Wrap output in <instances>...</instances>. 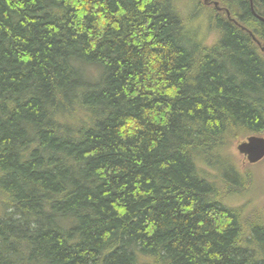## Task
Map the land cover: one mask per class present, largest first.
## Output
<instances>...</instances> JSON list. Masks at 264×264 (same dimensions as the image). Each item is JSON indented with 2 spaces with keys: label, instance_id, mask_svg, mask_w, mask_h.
<instances>
[{
  "label": "trees",
  "instance_id": "obj_1",
  "mask_svg": "<svg viewBox=\"0 0 264 264\" xmlns=\"http://www.w3.org/2000/svg\"><path fill=\"white\" fill-rule=\"evenodd\" d=\"M163 4L0 0V182L22 206L67 190L54 205L71 210L58 233L42 232L37 217L1 221L0 264H264V200L246 198L255 174L230 150L264 133V53L224 15L217 42L194 50L176 24L184 18ZM255 10L264 17L262 6ZM257 23L253 32L264 39ZM67 51L81 56L78 77ZM95 61L106 70L78 91ZM76 108L100 119L75 129L80 121L66 119ZM59 110L61 136L54 120L45 124ZM26 121L47 156L22 160ZM217 141L218 170L195 174L191 149L211 155ZM220 168L238 185L225 193L244 202L221 201ZM81 174L91 183L82 187L74 178ZM22 238H30L29 253ZM132 243L141 247L137 258Z\"/></svg>",
  "mask_w": 264,
  "mask_h": 264
},
{
  "label": "bare ground",
  "instance_id": "obj_2",
  "mask_svg": "<svg viewBox=\"0 0 264 264\" xmlns=\"http://www.w3.org/2000/svg\"><path fill=\"white\" fill-rule=\"evenodd\" d=\"M164 2L163 5L166 4L165 11L168 16H173L172 14H176L179 19L184 18V22H177L178 29L182 31L181 34H183V41L188 39V47H194V50L196 48H199L200 46H207L210 47L214 45L218 40V27L219 23L222 19V11L220 9L213 10L209 6L205 5L202 0L198 1L197 11L192 12L191 11L195 8V4L190 3L189 0H162ZM260 3V0H257ZM261 6L264 8L263 0H261ZM227 4H230L233 6V10L235 13H241L242 15L239 16V19H243V21L247 22L245 25L247 26V29H241L243 32H245L252 40L251 47L256 51L258 49L261 53L262 52V46H260L261 42L259 38L252 37V32L250 31L249 27L254 23L252 21V18L256 19L253 15L249 14L251 18H249L246 14L250 13V5L248 4L247 0H226ZM58 11V8H56ZM54 8H52V12H54ZM59 12V11H58ZM180 13V15L178 14ZM257 21V19H256ZM259 21V20H258ZM264 22V21H263ZM240 29V28H239ZM216 33V34H215ZM215 34V35H214ZM214 35V36H213ZM212 38H211V37ZM216 36V37H215ZM264 37V35H262ZM211 40L209 41V39ZM185 45V44H184ZM67 56V62L71 66V72L70 74L72 76H77L79 74L78 66L75 64L77 62V59H81V56H77L74 53H71L69 51L65 54ZM195 55L198 56L199 53L195 52ZM257 58L262 63L263 60L260 57V55L256 54ZM84 62V61H82ZM100 61H95V64L93 65L94 69L90 70L89 74H87L85 77L80 76L81 79L85 78V80H81L78 83H76V86H78V91H82L83 87H87L90 85L88 81L94 82V80H98L100 78V74H103L104 70H106L105 65L102 64ZM91 65V64H90ZM233 64L226 61V68L227 70L230 69V67ZM263 65V63H262ZM78 77V76H77ZM77 77L74 79V81L77 79ZM243 78L239 76H235V80L239 83ZM100 119V116L98 112H90L86 111L84 113L80 112L78 108L72 110L70 113V118L66 119L69 123L76 125L78 121H80L77 126H75V129H80L81 125L90 126L92 127L97 120ZM54 120V124L52 127H54L53 134L57 136L64 135L65 132V124H64V115L60 112V110L57 112V114L54 115L53 118L45 119V124L49 125V122ZM35 126V125H34ZM32 127V124L28 121L21 122L20 127L23 128L24 134H23V140L20 141V155L23 158L22 160H29L30 155L33 151H36L37 154L41 156H47L46 155V148L37 142V140L33 137L34 134L31 133V130L28 129ZM50 126V125H49ZM28 127V128H27ZM83 129V128H82ZM218 141L214 144L213 151L211 152L212 157H208L211 155H207V151L200 150L199 148L196 149V147L191 149L190 156L192 165L194 166L193 170L195 174H201L204 172H213L217 171V167L215 166V162L217 160V156L219 153V149L221 146L220 144H217ZM217 144V149H216ZM208 146V145H207ZM233 146V145H232ZM231 146V147H232ZM230 147V150H231ZM208 148V147H207ZM210 150V149H209ZM206 152V153H205ZM66 152H60L58 156L64 159L67 162L69 161ZM216 153V154H215ZM1 172V171H0ZM219 172L223 175H226V170L224 168H220ZM2 173V172H1ZM88 176L85 175H79L75 176L74 178L76 181H79L81 186L83 187L85 184L88 185L91 182L86 181L85 178ZM224 177V175H223ZM225 179V177H224ZM209 181L212 183L214 182V177L209 178ZM88 182V183H86ZM220 190H224L222 193L221 201L224 202L226 205H229V202L231 205H236L239 202H244L245 198H239L235 197L232 199L233 194L227 195L225 192L234 193V191L238 188V185L232 182L230 179H228V183L222 184L219 186ZM74 189V188H73ZM226 190V191H225ZM67 191V190H66ZM66 191L61 192V194L53 193L52 191L48 192L46 191V194H42L41 198H34V206L28 205V206H22L19 204L18 200L11 195L5 187H3L2 183L0 182V224L1 221L4 220H16V219H22L24 220H30L33 222V220L37 217L39 220V223L43 226L41 229L42 232L46 230H51L55 233H58L57 231H63L62 226H66L67 220L63 217V213H69V208H63L60 209L56 207L54 204L56 201H61L62 196L66 193ZM209 196V195H208ZM206 198V196L204 195ZM231 200V201H230ZM37 206L40 207L41 212L38 211ZM71 213V212H70ZM215 218L219 216V213L214 211L212 213ZM38 215L40 217H38ZM43 218V220H42ZM41 219V220H40ZM239 225H241L242 222L248 221L245 217H238ZM244 224V223H243ZM57 230V231H56ZM247 231L245 230V233ZM25 240L22 242V245L20 249L25 252L29 253L31 250L28 247V244L30 243V238H22ZM29 242V243H28ZM129 250L132 251L134 258H137L138 256L142 255L141 247L140 245H137L135 243H132L129 245ZM37 254V253H36ZM41 259V258H40ZM27 260V259H26ZM23 262V264H26L27 262ZM39 262L38 258L34 259L32 263Z\"/></svg>",
  "mask_w": 264,
  "mask_h": 264
},
{
  "label": "rangeland",
  "instance_id": "obj_3",
  "mask_svg": "<svg viewBox=\"0 0 264 264\" xmlns=\"http://www.w3.org/2000/svg\"><path fill=\"white\" fill-rule=\"evenodd\" d=\"M189 1H190V3L193 2V4H195V2L197 4V2H198L197 0H189ZM197 6L198 5H196V7L191 11L190 14H192V12H194V11L195 12L197 11ZM211 38L209 39V41L211 40ZM236 145H237V143L233 144V146L231 147V151L233 152V154H235L237 161L238 162L241 161V163H242V161L244 159H243V156L238 153V151L236 149ZM245 163H246V161H245ZM250 167L254 171V174L256 175V185L254 186V188H252L250 191H248L246 193V198L255 197V199L257 201L264 200V161H261L257 164H254V165H250Z\"/></svg>",
  "mask_w": 264,
  "mask_h": 264
},
{
  "label": "water",
  "instance_id": "obj_4",
  "mask_svg": "<svg viewBox=\"0 0 264 264\" xmlns=\"http://www.w3.org/2000/svg\"><path fill=\"white\" fill-rule=\"evenodd\" d=\"M204 1L206 2L207 0ZM214 5L217 6V2H214ZM237 148L246 155L250 162H255L264 155V138L249 136L246 140L239 143Z\"/></svg>",
  "mask_w": 264,
  "mask_h": 264
},
{
  "label": "flooded vegetation",
  "instance_id": "obj_5",
  "mask_svg": "<svg viewBox=\"0 0 264 264\" xmlns=\"http://www.w3.org/2000/svg\"><path fill=\"white\" fill-rule=\"evenodd\" d=\"M254 1V3L257 5V6H261V3H262V1L260 0V3L257 1V0H253ZM248 2V1H247ZM248 4H249V2H248ZM250 5V4H249ZM251 10V9H250ZM249 14H251V15H253L256 19H258V17L252 12V11H250V13H248V14H246L249 18H251L250 16H249ZM240 15H242L241 13H236V17H239ZM256 19H254V18H252V21L254 22L253 24L254 25H256V26H258V27H260L259 26V23H257V21H256ZM259 20V19H258ZM261 28V27H260Z\"/></svg>",
  "mask_w": 264,
  "mask_h": 264
}]
</instances>
